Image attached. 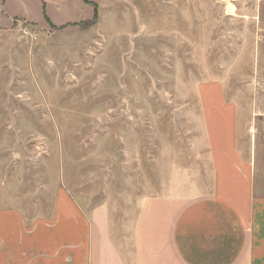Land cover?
Wrapping results in <instances>:
<instances>
[{
  "label": "rangeland",
  "instance_id": "374dc122",
  "mask_svg": "<svg viewBox=\"0 0 264 264\" xmlns=\"http://www.w3.org/2000/svg\"><path fill=\"white\" fill-rule=\"evenodd\" d=\"M223 125L264 193V0H0V217L106 201L124 243L212 192Z\"/></svg>",
  "mask_w": 264,
  "mask_h": 264
},
{
  "label": "crops",
  "instance_id": "0c3cea01",
  "mask_svg": "<svg viewBox=\"0 0 264 264\" xmlns=\"http://www.w3.org/2000/svg\"><path fill=\"white\" fill-rule=\"evenodd\" d=\"M222 128V138L208 128L212 192L144 197L124 243L106 201L86 211L68 202L28 226L1 214L0 264H264V193L238 148V125Z\"/></svg>",
  "mask_w": 264,
  "mask_h": 264
}]
</instances>
